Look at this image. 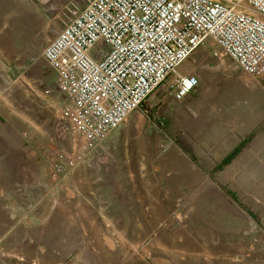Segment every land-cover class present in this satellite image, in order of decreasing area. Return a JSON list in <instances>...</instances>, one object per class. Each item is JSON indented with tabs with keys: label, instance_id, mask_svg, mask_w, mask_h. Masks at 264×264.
Listing matches in <instances>:
<instances>
[{
	"label": "rangeland",
	"instance_id": "374dc122",
	"mask_svg": "<svg viewBox=\"0 0 264 264\" xmlns=\"http://www.w3.org/2000/svg\"><path fill=\"white\" fill-rule=\"evenodd\" d=\"M70 1L0 0V264H264V78L200 47L80 158L41 58Z\"/></svg>",
	"mask_w": 264,
	"mask_h": 264
},
{
	"label": "built area",
	"instance_id": "2783aa9c",
	"mask_svg": "<svg viewBox=\"0 0 264 264\" xmlns=\"http://www.w3.org/2000/svg\"><path fill=\"white\" fill-rule=\"evenodd\" d=\"M41 58L54 74L77 155L84 158L174 77L181 100L198 86L177 69L198 48L215 49L244 73L264 78V0H83ZM50 94L51 90H46Z\"/></svg>",
	"mask_w": 264,
	"mask_h": 264
}]
</instances>
